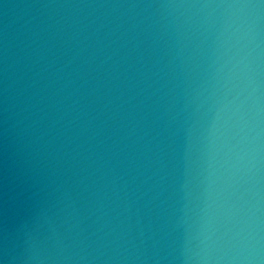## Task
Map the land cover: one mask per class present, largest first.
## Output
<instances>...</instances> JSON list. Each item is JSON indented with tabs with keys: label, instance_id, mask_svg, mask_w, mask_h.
<instances>
[{
	"label": "water",
	"instance_id": "1",
	"mask_svg": "<svg viewBox=\"0 0 264 264\" xmlns=\"http://www.w3.org/2000/svg\"><path fill=\"white\" fill-rule=\"evenodd\" d=\"M0 264H264V0H0Z\"/></svg>",
	"mask_w": 264,
	"mask_h": 264
}]
</instances>
